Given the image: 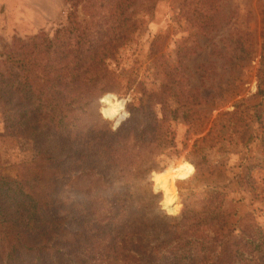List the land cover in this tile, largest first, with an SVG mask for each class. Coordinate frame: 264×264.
<instances>
[{
    "label": "trees",
    "instance_id": "16d2710c",
    "mask_svg": "<svg viewBox=\"0 0 264 264\" xmlns=\"http://www.w3.org/2000/svg\"><path fill=\"white\" fill-rule=\"evenodd\" d=\"M65 1L71 34L16 36L2 51L4 135L26 140L35 153L16 174L0 168V264H264V228L247 214L231 225L222 186L212 185L202 210L184 203L178 216L150 189L155 157L171 142L169 113L195 120L197 89L163 75L151 90L130 75L124 93L139 95L130 117L116 130L94 117L103 92L123 89L112 63L134 39L139 9L151 16L157 0H88L84 25L75 0ZM261 35L257 94L264 98V12ZM161 39L148 51L156 76ZM233 106L230 141L247 145L264 107L243 99ZM192 161L201 172V160ZM244 175L251 184L250 172Z\"/></svg>",
    "mask_w": 264,
    "mask_h": 264
},
{
    "label": "rangeland",
    "instance_id": "374dc122",
    "mask_svg": "<svg viewBox=\"0 0 264 264\" xmlns=\"http://www.w3.org/2000/svg\"><path fill=\"white\" fill-rule=\"evenodd\" d=\"M87 2L75 0L82 25L90 18ZM70 9L65 0H0V66L4 46L16 36L27 38L45 32L53 38L71 34L67 18ZM263 12L264 0H157L151 16L139 9L141 20L135 37L120 48L112 63L123 89L107 90L101 95L106 92L125 94V83L130 75L144 79L151 90L157 89L162 76L166 75L175 86L199 92L195 120L185 121L169 113L167 125L171 142L158 151L157 168L151 170H162L163 162L159 159L162 153L173 161L186 159L194 166L195 170L185 179L169 181L178 206L167 209L179 210L177 215L161 206V193L152 191L169 215L178 216L184 203L195 211L202 210L212 185H218L222 186L224 209L231 225L247 214L249 220L264 228V121L250 123L247 136L250 135L251 140L247 145L230 141L226 126L230 116L226 112L233 111L236 101L243 99L248 105L261 102L264 107V98L257 94ZM156 35L162 38L157 76V70L153 71L155 62L148 57ZM163 64L167 71L161 67ZM98 108L96 103L94 117L104 120ZM241 108L247 111L245 105ZM137 118L138 122L142 117ZM34 153L26 140L17 141L4 135L0 110V168L16 174L19 163L29 160ZM197 158L201 160L199 173L192 161H198ZM247 172H250L251 184L244 175ZM262 259L261 254L257 255L258 261Z\"/></svg>",
    "mask_w": 264,
    "mask_h": 264
},
{
    "label": "clouds",
    "instance_id": "9594fccd",
    "mask_svg": "<svg viewBox=\"0 0 264 264\" xmlns=\"http://www.w3.org/2000/svg\"><path fill=\"white\" fill-rule=\"evenodd\" d=\"M138 102L139 95L137 93L121 95L114 92H106L97 99L98 111L101 117L111 123L113 130H116L122 120L130 115L127 105ZM159 159L163 162L162 170L160 172L153 170L150 173V179L152 181V191L161 193L163 198L160 204L167 209L173 203V190L169 186V181L183 180L195 169L186 159L173 161V158L168 157L166 153H162Z\"/></svg>",
    "mask_w": 264,
    "mask_h": 264
}]
</instances>
